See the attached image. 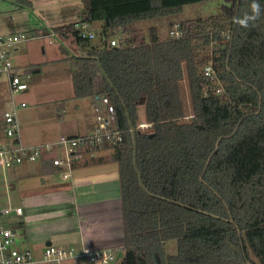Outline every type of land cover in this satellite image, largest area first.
<instances>
[{
  "label": "trees",
  "instance_id": "trees-1",
  "mask_svg": "<svg viewBox=\"0 0 264 264\" xmlns=\"http://www.w3.org/2000/svg\"><path fill=\"white\" fill-rule=\"evenodd\" d=\"M210 1H224L222 11L180 22L181 39L162 38L156 28L148 40L125 37L136 22ZM83 3L77 22L101 27L104 41L70 58L72 86L74 99L107 97L122 134L120 143L99 144L111 150L108 157L91 160L118 165L120 264H264V0L248 28L233 18L251 15L252 0ZM75 23L54 30L87 43L72 31ZM116 31L120 45L112 46ZM209 62L213 81L202 74ZM185 78L190 117L180 87ZM141 105L149 132L138 129ZM172 240L177 253L170 255Z\"/></svg>",
  "mask_w": 264,
  "mask_h": 264
},
{
  "label": "crops",
  "instance_id": "crops-1",
  "mask_svg": "<svg viewBox=\"0 0 264 264\" xmlns=\"http://www.w3.org/2000/svg\"><path fill=\"white\" fill-rule=\"evenodd\" d=\"M9 1L12 4L14 3L13 0H6L1 4V8L7 2L10 4ZM28 1L32 3L31 0ZM82 12V8L79 7L78 13H70L68 16L64 15L58 18L57 24H52L50 27L46 25L38 30L29 32L40 31L42 34H46V28L55 29L77 22ZM1 16L2 13L0 15V22ZM7 32L4 31L2 34H7ZM63 34H58L55 38L62 37L67 39L71 33L65 35L63 32ZM50 42L52 44V41ZM42 51L43 53L45 52L43 47ZM27 53L19 45L12 51L11 57L15 66L21 70L28 71L30 75L32 72L41 73L39 63H32ZM28 84L27 90L16 94L18 102L26 103V107L20 108L17 112L18 121L21 125V140L23 144L27 146L47 144L57 141L62 136L78 137L89 135L93 132L96 126L94 112L93 118L91 117L90 119L89 116H86L84 105L78 102L79 99H75V110L77 112L74 117H65L63 110L58 109L60 104H56V102L62 100V97H52L51 99L41 101L34 97L33 90L28 91L30 83L28 82ZM35 84L39 85V83ZM7 86L9 89L8 84ZM3 98L4 100H2ZM9 98L10 93L7 97L4 95L3 97L0 96V102L6 103L9 101ZM72 99H74V93ZM86 99L90 100L88 104H91L92 109L99 103L97 99ZM28 101L32 102L34 107L27 112ZM47 103L52 105V107L47 108L48 106L45 105ZM40 122H48V124L43 128L37 129L35 125L37 126ZM27 125L29 126L31 136H29L25 128ZM11 141L5 135L0 140V147L9 145ZM110 154L111 150L104 149L103 147L95 150L75 167L71 178L68 180L63 179L62 169L52 166L51 157H46L39 163H24L2 171L5 182L7 181L12 187L11 190L16 189L18 184H22L23 191L27 192L25 194L29 195L28 198H31L27 199V204L33 208L54 209L69 207L71 204L74 205V216L78 226L71 227L73 229L71 232L78 230V235L76 237L73 236L68 243L59 241L56 237V232L42 235L41 240H48L47 242L54 244L51 240L56 238L55 243L57 246L73 245L81 248L84 245L91 250L110 249L117 252L119 244L124 242L118 165L110 161L101 164L91 163L92 158L108 157ZM108 164H116L117 166H113L112 168L106 167ZM59 218L64 219L65 216H60ZM62 219L60 222L65 224L68 222L67 218L63 221ZM72 229L65 227V229L61 228L60 230L66 232ZM22 230L26 233L25 235L23 232L24 240H28L27 234L29 233V229L27 231L26 225H23ZM40 249L39 252L41 253L44 248Z\"/></svg>",
  "mask_w": 264,
  "mask_h": 264
},
{
  "label": "rangeland",
  "instance_id": "rangeland-1",
  "mask_svg": "<svg viewBox=\"0 0 264 264\" xmlns=\"http://www.w3.org/2000/svg\"><path fill=\"white\" fill-rule=\"evenodd\" d=\"M14 3L8 2L3 6L1 22H0V36L9 34L28 33L29 31L38 30L43 26L57 24L60 17L68 16L70 13H78L79 7L84 9L83 0H31V6H25L21 0H13ZM224 1H210L198 3L195 5H188L184 8L183 13L160 19H150L134 23L129 28V34L126 38H136L139 42L149 39V30L156 28L162 38L169 36L171 26L187 20H192L200 17H209L217 15L222 11ZM79 6V7H78ZM8 31L7 34H2ZM30 33V32H29ZM95 38L89 40L87 43L78 44L75 37L70 34L67 39L58 37L52 39L50 44L49 39H37L25 43H21L19 47L28 52L27 55L32 63H39L41 66V73H33L30 75L28 82L30 83L29 92L33 90L34 97L39 100L51 99L52 97H62V100L56 102L60 104L58 109L63 110L65 117L73 118L77 110H75V99L73 98L72 88V63L70 58L88 54L94 47H100L104 41L101 31L95 30ZM44 48V53L42 51ZM13 61V60H12ZM14 63V62H13ZM39 83V85L35 84ZM7 77L0 75V96H9V89L7 86ZM35 84V85H34ZM181 94L186 110L187 117L192 114L190 92L186 78L180 83ZM67 95V96H66ZM11 97V94H10ZM4 100V98L2 99ZM78 102L83 103L85 108V115L93 118V109L89 99H79ZM44 103V102H43ZM47 108H51L49 103L45 104ZM34 107L32 102H27V112ZM10 109V98L8 102H0V140L6 135V128L4 123V114ZM60 110V111H61ZM139 124L146 122L145 106L141 105L138 110ZM48 122H40L35 127L43 128ZM21 128V125H20ZM26 130L31 136L29 126ZM21 132V129H20ZM117 166L116 164H108L106 167ZM7 182V181H6ZM5 182L3 172L0 169V207H21L24 210L22 217L12 216L10 218L12 227L16 229H23L26 225L28 240H20L19 247L34 252L36 255L40 254V248L46 246L48 240H41L42 235H47L56 232V237L59 241L68 243L73 236L76 237L78 230L71 227L78 226L75 220L74 205L64 208H33L27 204L29 195L25 194L22 184H18L17 188L11 190L10 184ZM15 184V183H14ZM60 216H65L63 220L68 222H60ZM62 225V226H61ZM30 226V227H28ZM72 229L66 232L60 230L61 228ZM21 229V230H22ZM23 231V230H22ZM25 233V231H23ZM26 235V233H25ZM120 235V234H119ZM121 239V237H120ZM56 238L52 239L54 245ZM124 243V242H123ZM123 243L121 242L117 247L116 262L119 264L122 259ZM76 247V246H75ZM166 251L173 255L177 253V241L172 240L167 242ZM62 264H89L86 258H76L69 261H64Z\"/></svg>",
  "mask_w": 264,
  "mask_h": 264
},
{
  "label": "built area",
  "instance_id": "built-area-1",
  "mask_svg": "<svg viewBox=\"0 0 264 264\" xmlns=\"http://www.w3.org/2000/svg\"><path fill=\"white\" fill-rule=\"evenodd\" d=\"M6 0H0V15L2 13L1 4ZM46 34L19 33L0 36V75H5L10 89V109L4 114L6 124V135L11 139L7 146L0 147V169L5 171L24 163H39L46 157H51L52 166L63 170V179L71 178L74 166L80 164L85 157L90 156L99 149L102 141L111 144L122 142V134L116 124V113L107 97H99V103L94 106L93 112L96 126L89 135L78 137L62 136L55 142L27 146L21 140L20 124L17 112L20 108L26 107V103L18 102L16 94L28 89L30 73L15 66L12 61V51L21 43L36 39H54L64 31H56L46 28ZM95 30L101 31V27H94L87 23L77 22L73 32L83 39L95 38ZM169 36L174 39H181L183 32L179 23L173 25L169 31ZM121 34L115 32V37L111 40L112 46H119ZM202 74L207 80H215L217 77L212 62L204 65ZM221 88L217 90L221 94ZM152 125L145 122L139 124L138 129L149 132ZM24 210L21 207H0V264H62L76 258H86L89 264H114L117 260L113 250H91L84 245L77 248L70 246H45L39 255L34 252L21 249L19 241L24 240L21 229L12 227L10 218L12 216L21 217Z\"/></svg>",
  "mask_w": 264,
  "mask_h": 264
},
{
  "label": "clouds",
  "instance_id": "clouds-1",
  "mask_svg": "<svg viewBox=\"0 0 264 264\" xmlns=\"http://www.w3.org/2000/svg\"><path fill=\"white\" fill-rule=\"evenodd\" d=\"M250 8L251 15L245 13L242 18L234 17L233 22L239 24L243 28H248L251 24H254V22L261 16V5L258 3V0H252Z\"/></svg>",
  "mask_w": 264,
  "mask_h": 264
},
{
  "label": "water",
  "instance_id": "water-1",
  "mask_svg": "<svg viewBox=\"0 0 264 264\" xmlns=\"http://www.w3.org/2000/svg\"><path fill=\"white\" fill-rule=\"evenodd\" d=\"M97 100H99V97L96 98ZM51 243L50 242H47L46 246H50Z\"/></svg>",
  "mask_w": 264,
  "mask_h": 264
}]
</instances>
